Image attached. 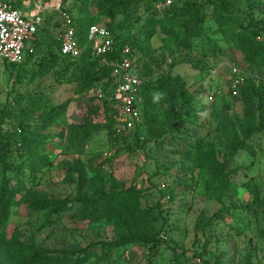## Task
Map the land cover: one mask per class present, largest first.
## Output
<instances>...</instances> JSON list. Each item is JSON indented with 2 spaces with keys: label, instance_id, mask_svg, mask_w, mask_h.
<instances>
[{
  "label": "rangeland",
  "instance_id": "rangeland-1",
  "mask_svg": "<svg viewBox=\"0 0 264 264\" xmlns=\"http://www.w3.org/2000/svg\"><path fill=\"white\" fill-rule=\"evenodd\" d=\"M0 1H12L24 11L22 5H50L52 0ZM60 1L71 18L110 29L115 47L120 49V43L121 51H128L148 82L168 74L181 79L185 91L164 95L133 141L110 139L112 77L96 67L88 73L91 85L77 93L75 84L66 81L86 73L82 63L60 60L39 73L42 51L55 49V23L60 24L55 12L43 11L45 22L37 35L43 42L36 58L18 69L0 62V141L18 139L19 124L36 128L42 109H31V104L39 96L45 108L69 104L46 131L29 134L46 145L27 152L30 166L10 174L0 165V189L6 178L11 193L0 221L8 252L4 264H15L9 253L13 239L52 255L76 258L86 249L90 257L84 264H188L192 258L204 264H264V96L247 101L220 97L211 103L199 92L208 64L243 63L226 33L245 27L251 16L263 17L258 9H264V0H198L205 4V21L194 37L177 34L178 28L172 35L160 27L149 37L139 32L152 7L163 0ZM214 86L226 94L221 80ZM235 137L250 151L231 153ZM130 187L143 194L141 208L159 206L163 243L101 246L140 231V224L119 216L89 220L72 208L56 213L51 207H29L41 199L95 198ZM200 214L215 216L203 230L195 227Z\"/></svg>",
  "mask_w": 264,
  "mask_h": 264
},
{
  "label": "trees",
  "instance_id": "trees-1",
  "mask_svg": "<svg viewBox=\"0 0 264 264\" xmlns=\"http://www.w3.org/2000/svg\"><path fill=\"white\" fill-rule=\"evenodd\" d=\"M167 1H169L170 4L165 6L161 11H158L156 8L158 3L152 7L153 9H151L149 16L139 27V32L149 37L155 33L157 27H160L166 34L172 35L175 28H178L179 31L177 34L181 32L183 35H185V37L196 36V28L202 26L205 21L204 15H201V12L205 8V4L199 2L198 0ZM10 2L13 5L12 1ZM162 2L165 3L166 0H163ZM61 10L68 14V12L62 8V1ZM258 10H263L264 12V9ZM71 19L73 20L80 42L82 43L88 26L92 24H98L83 23L78 19ZM55 26L58 27L60 31L61 25L55 23ZM106 29L109 31L110 36L112 37L114 48L113 53L109 56V59L117 60L121 53L122 45L118 43L120 49L115 47L117 46V44L114 43L115 36L110 29L107 27ZM39 31L40 29L38 30L37 35L39 34ZM37 35L36 39L33 41L35 53L31 56H28L23 64L19 66L10 65L7 63L2 64L18 69L36 58V55L42 46L41 42H43L37 38ZM53 40L55 49L53 51L47 52V54L45 53L44 49L42 51L44 52L42 53L44 55L40 57L38 62L40 74L47 72L49 69H53L55 66H57L58 61L60 60L73 63H82L87 74L80 71L78 75L70 77L66 81L69 84H75V91L77 93L85 91L91 85L92 80L89 79L88 73L96 67L100 68L101 73L104 76L109 75L111 77L112 69L101 64L100 58L93 56L90 50L84 51L77 59H70L68 57L59 55V43L55 37ZM226 40L234 43L235 49L243 55V63L239 65L240 67L250 70L251 72L258 75H264V15L260 19H256L251 16L245 27H241L237 30L226 33ZM133 66L136 68L139 75L144 79V82L141 91L143 103V107L141 108V124L136 129L131 141L134 140L135 136L142 129L144 120L146 122L151 121V116L153 115L157 104L162 102L164 95L176 97L179 96V93H183L185 91V83L181 79L175 77L173 78L167 74L160 77L156 82H148L143 74L139 72L137 61H135V63L133 62ZM99 76H95V80H99ZM200 88H202V84ZM257 94L264 96V89L262 87H255L249 82L239 91L237 96L234 97L230 92H227L226 94H223L222 97L236 99L238 101H247L251 100V98ZM263 98L264 97L260 96V99ZM216 100L214 102H216ZM37 102L38 103L31 104V106H33L31 109H42V112L39 116V124L36 126V128L30 129V127L27 125L19 124L22 134L18 139L11 141V143L3 140L0 141V165L10 174H20V170L22 168L30 166L31 160L29 156H27V152L30 153L37 150H43L46 146L42 141L37 139H29V134L39 135L40 133L46 131L52 125V123L66 110L69 104V101H66L58 107L45 108L41 96L38 97ZM177 110L178 109L175 107V111ZM111 111L112 118L109 124L108 132V137L110 139L112 136L113 118L115 114L113 109ZM123 139L125 140V138ZM239 148H244L245 150L250 151L249 147L245 146L242 141L235 137L231 144V153H234L236 149ZM13 158H15V161ZM24 158L26 159L22 161ZM7 184H9V181L6 178H2L0 189V221L5 218V212L11 194L9 191H6ZM143 197L144 196L140 191L130 187L117 192L104 193L95 198H86L84 195L77 194L74 199H63L56 202L41 199L37 201H31L29 203V207L32 210H44L51 207V209L56 213L68 211L72 208L73 212L89 220L107 218L110 216H119L140 224V231L126 236V238L123 240H115L110 243H101V246L112 248L119 247L122 244L136 242L151 243L158 241L163 243V240L160 238V234L165 227V220L160 213L159 206L156 205L153 207L154 209L151 207L141 208L140 201ZM214 218L215 216L207 218L204 214H200L197 217L195 227L199 230H203L206 225H209L213 222ZM158 222H160L159 226L157 225ZM3 237V231L0 229V264L5 263L8 254L4 244L1 242ZM10 252L15 264H84L90 257V253H88L86 249L79 252L80 256H77L76 258L66 254L52 255L51 253H48L37 246L21 243L18 241V239H13L11 241L9 246V253Z\"/></svg>",
  "mask_w": 264,
  "mask_h": 264
},
{
  "label": "built area",
  "instance_id": "built-area-1",
  "mask_svg": "<svg viewBox=\"0 0 264 264\" xmlns=\"http://www.w3.org/2000/svg\"><path fill=\"white\" fill-rule=\"evenodd\" d=\"M169 4L166 1L165 4H158L156 8L161 11ZM34 9L20 11L10 1H0V62L19 66L28 56L33 55V41L44 24L43 11L55 12L61 25L56 37L59 55L77 59L84 51L90 50L93 56L100 58L101 64L112 69L111 77L115 86L112 108L115 114L111 138L114 141L125 138L130 142L141 124V91L144 79L128 58V51H121L117 60L109 59L114 50L113 40L106 27L99 24L88 26L83 43L80 42L73 20L61 10L60 0H53L50 5L40 4ZM217 80H221L227 88L226 93L230 92L234 97L249 82L264 89V75H258L236 64L218 61L206 66L200 89L201 96L208 102L212 103L224 94L223 87L214 86ZM108 156L107 152L102 154L103 158ZM188 264L204 263L199 258H192Z\"/></svg>",
  "mask_w": 264,
  "mask_h": 264
},
{
  "label": "crops",
  "instance_id": "crops-1",
  "mask_svg": "<svg viewBox=\"0 0 264 264\" xmlns=\"http://www.w3.org/2000/svg\"><path fill=\"white\" fill-rule=\"evenodd\" d=\"M52 1H53V0H52ZM50 2H51V1H50ZM39 5H40V4H38V5H34V4H29V5H28V4H27V5H22V6H23L24 9H25L24 11H27V10H33V11H34V10H35L34 7H38Z\"/></svg>",
  "mask_w": 264,
  "mask_h": 264
}]
</instances>
